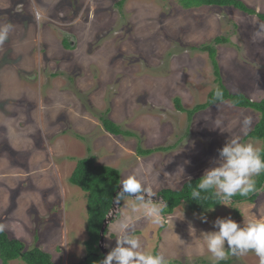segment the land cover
<instances>
[{
  "label": "rangeland",
  "instance_id": "374dc122",
  "mask_svg": "<svg viewBox=\"0 0 264 264\" xmlns=\"http://www.w3.org/2000/svg\"><path fill=\"white\" fill-rule=\"evenodd\" d=\"M117 1L0 0V25H13L0 44V224L27 249L49 252L56 264L86 256L87 195L70 181L80 159L118 169L121 181L139 174L156 198L151 203L162 207L159 193L202 177L231 136L264 148V141L246 139L261 119L255 109L225 101L190 119L175 104L180 98L191 110L218 87L212 60L199 49L207 44L218 50L230 93L261 101L264 21L232 6L127 0L121 11ZM241 1L264 13V0ZM217 36L229 42L215 44ZM246 116L252 125L244 135ZM101 117L135 135L111 134ZM139 148L157 151L142 155ZM263 185L254 202L232 198L229 206L199 212L181 204L172 215L161 213V225L142 206L132 213L134 198L125 197L106 247H115L120 223L130 217L143 250L162 253L166 264H213L202 233L216 230L217 218L264 219ZM228 259L260 264L252 251Z\"/></svg>",
  "mask_w": 264,
  "mask_h": 264
},
{
  "label": "clouds",
  "instance_id": "9594fccd",
  "mask_svg": "<svg viewBox=\"0 0 264 264\" xmlns=\"http://www.w3.org/2000/svg\"><path fill=\"white\" fill-rule=\"evenodd\" d=\"M260 29L264 30V25H260ZM12 30L11 23L0 25V44L8 39ZM215 96L217 99L222 98V91L217 89ZM251 125L252 118L244 117L241 133L247 135ZM261 151L262 149L253 143L242 142L240 135L231 136L219 150L218 158L213 160L214 166L205 170L198 190H194L191 194L192 199L197 201L201 192L212 190L213 196L221 202L220 204L229 206L237 193L247 196L254 192L256 190L254 177L264 172V158L261 157ZM128 196L133 197L135 201L129 205L132 213L137 212L142 206L147 215L152 218L153 223L162 224L163 208L151 203L152 194H149L144 181L137 173H130L121 181L114 202L119 206L120 201ZM202 219L206 221L207 217ZM213 224L216 230L202 233L213 264L228 259L229 254L240 257L249 251L259 257L260 264H264V219L243 224L228 216L217 218ZM5 227L4 224H0V232H3ZM134 231L132 219L130 217L123 219L120 223V233L116 236L115 247L108 251L99 264H166L162 253L143 250L140 238L132 235ZM104 238H106L105 233ZM104 246L107 249L105 240Z\"/></svg>",
  "mask_w": 264,
  "mask_h": 264
},
{
  "label": "trees",
  "instance_id": "16d2710c",
  "mask_svg": "<svg viewBox=\"0 0 264 264\" xmlns=\"http://www.w3.org/2000/svg\"><path fill=\"white\" fill-rule=\"evenodd\" d=\"M127 0H118L116 6L122 11ZM184 8H193L201 6H232L242 12L254 14L264 21V13H259L255 9L249 8L241 0H179ZM229 42L225 36H217L214 39L215 44H222ZM64 44L69 47L71 42L65 40ZM72 46V45H71ZM73 47V46H72ZM202 51L208 52L218 87L213 89L205 103L196 105L191 110H186L180 98L175 99V104L178 110L187 112L191 119L194 114L200 110H204L209 106L230 101L232 104L239 107L252 108L261 113V119L256 127L246 136L247 138H254L264 141V98L261 101H252L244 94H232L229 89L223 84L219 63L217 61V48L212 44L203 45L199 48ZM219 89L223 96L217 99L215 91ZM104 128L114 135L133 136L135 135L130 130H124L121 125L115 123L112 119L101 117ZM161 149V148H160ZM158 149V150H160ZM154 151L152 149L139 148L138 153L148 155ZM261 157L264 158V148L261 151ZM201 177L190 179L184 183L181 189L171 190L164 189L159 195L163 198V215H171L176 208L181 204H185L191 212L203 211L211 208L219 207L220 201L216 200L212 194V190L201 192L200 198L196 201L192 199V192L198 190ZM70 181L79 186L87 195V226L86 231L88 238L85 242L86 256L78 262V264H99L105 255L100 248L101 229L104 220L111 212L115 194L120 189L121 174L120 171L114 167L107 165H97L94 159L86 157L80 159L71 174ZM264 182V172H262L255 180L256 190L249 193L247 196H234V201H250L254 202L260 194L262 184ZM264 190V188H262ZM109 226V225H108ZM108 233V227L105 230V236ZM26 244L17 238L11 237L9 233L4 230L0 232V264H10L11 261L21 259L26 264H56L52 260V256L46 250L33 247L27 249ZM231 260L226 259L219 261L218 264H230Z\"/></svg>",
  "mask_w": 264,
  "mask_h": 264
},
{
  "label": "water",
  "instance_id": "95a60500",
  "mask_svg": "<svg viewBox=\"0 0 264 264\" xmlns=\"http://www.w3.org/2000/svg\"><path fill=\"white\" fill-rule=\"evenodd\" d=\"M264 186V185H263ZM116 196V194H115ZM161 197V196H160ZM156 198L152 196V201L151 202H154ZM118 209V205L117 203H113V207H112V210L111 212L108 214L107 218L104 220V223H103V227L101 229V240H100V248L103 252V254L106 256L107 253H108V250L105 248L104 246V233H105V229L107 228L108 224L113 220L115 214H116V211Z\"/></svg>",
  "mask_w": 264,
  "mask_h": 264
}]
</instances>
